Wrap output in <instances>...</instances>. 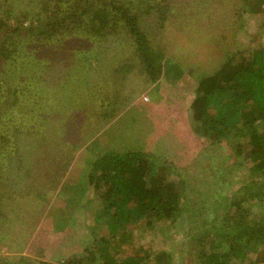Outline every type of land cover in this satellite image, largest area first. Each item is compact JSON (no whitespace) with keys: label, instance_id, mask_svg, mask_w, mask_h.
Instances as JSON below:
<instances>
[{"label":"rangeland","instance_id":"374dc122","mask_svg":"<svg viewBox=\"0 0 264 264\" xmlns=\"http://www.w3.org/2000/svg\"><path fill=\"white\" fill-rule=\"evenodd\" d=\"M129 1L136 4L138 0H126ZM178 1H181V7L189 6L187 1L190 0ZM178 1L175 2L179 8ZM192 1L196 5L194 13L200 11L196 21L199 16L207 14V23L216 24L213 33L207 35L205 28L196 26L195 17L191 20L169 17L164 28L153 33L154 23L150 25V21L156 13L139 16V30L153 47L162 49V61L182 68L180 76H172L168 75L169 66L165 65L156 84L146 74L124 76L121 66L135 58L131 51L136 41L124 27H115L108 20L102 32L106 35H97L94 41L86 34L90 32H83L89 14L82 17L84 22L79 27L71 25L55 37L40 34L38 39L30 40L24 33L20 36V39L26 38L22 40L23 44L20 43L21 48L24 45V51L4 62V68L12 64L9 70L0 71V262L19 264L20 258H26L33 264H61L68 257L82 254L85 248L91 247L93 233L97 237L106 236L105 222L98 224L94 218L104 208L105 201L100 193L106 194L109 185L101 181L98 188L88 179L97 158L96 147L102 153L135 149L148 156L158 154L162 160L156 163L157 166L163 161L180 165L177 175L162 169L158 170V177L167 178V182L174 178L178 181L181 176L192 173L189 181L197 182L198 188H203L201 164L204 167L211 164L207 175L211 172L221 174L227 172L224 167L229 168L231 172L223 173L227 184L219 190V202L213 201L212 208L216 204L222 205L225 198L229 201L233 196L240 199L246 195L243 187L257 176L249 169L253 160H245L238 152L245 137L235 133L221 138L219 144L211 143L201 129L202 122L196 121L197 109L191 103L197 79L204 71L212 69L209 62H203L208 58L201 47L213 44L216 52L211 55L225 57L228 49L216 44L215 39L219 38L213 36L220 26L230 24L225 39L227 46L229 51L240 49L238 45L246 40L244 29H241L253 24V19L246 10H239L242 0ZM100 3L96 0V4L101 6ZM9 4L17 17L27 14V26H38L48 22V17L51 22H56L58 17L66 16L71 10L82 12L86 2L0 0V15L3 7ZM170 8L177 10L174 6ZM181 19L182 28L179 25ZM8 20L12 21V18ZM205 20V17L201 20V26ZM159 32L161 36L156 38ZM195 37L196 41H191ZM259 43L262 45L263 39H259ZM84 49H89L90 53H81ZM118 51L123 53L109 58ZM86 56V63L81 62ZM74 57L73 64L67 63L74 61ZM123 99H127L124 105L116 103ZM115 106L124 114V119L116 124L118 130L107 126L110 130L106 131L105 125L110 119L98 114L101 110L108 114ZM67 114L72 117L66 123ZM104 131L105 137L101 134ZM98 136L101 138L97 140ZM71 142L74 147L68 149ZM209 145L216 150H211V154L204 153L206 149L209 151ZM202 153L206 156L203 157ZM234 162H240V165ZM193 164L197 167L194 168ZM188 168L194 169L188 172ZM107 169L101 165L92 176L106 173ZM217 184L212 176L209 186L205 185L217 190ZM203 194L204 190L199 194L193 192L192 203L201 206ZM239 202L244 210L264 214V202L260 199L243 202L241 198ZM185 216L183 213L182 217ZM62 218L66 219L68 226L61 232L55 224ZM183 222H155L152 226L146 221L138 222L131 248L124 244V249L118 250L109 242V249L114 254L119 252V259L130 252L135 253L140 246L152 254L168 249L170 258H158L153 264H196L199 247L195 239L187 235V225ZM209 234L212 240L205 239L209 237L206 234L201 235L204 237L201 250L216 252L217 248H208L210 242L217 241L216 235L214 232ZM232 264L246 263L235 261Z\"/></svg>","mask_w":264,"mask_h":264},{"label":"trees","instance_id":"16d2710c","mask_svg":"<svg viewBox=\"0 0 264 264\" xmlns=\"http://www.w3.org/2000/svg\"><path fill=\"white\" fill-rule=\"evenodd\" d=\"M106 1L99 0L101 2V6H99L96 4V0H85L86 4L82 12L71 10L65 14L66 16L58 17L56 22H51L48 17L46 25L38 26L33 25L32 22V25L27 26L25 24L27 14H19L17 17L13 14L11 4L3 7L0 15V71L9 70L12 64L10 67L4 68V62L8 61L12 55L24 51V45L22 48L20 45L22 40L26 39H20L23 33L29 36L30 40L38 39L40 34L55 37L57 33L68 29L71 25L79 27L84 22L82 17L89 14V22L86 23L84 31H82L90 32L86 34L93 41L97 35L99 37L106 35L102 32L106 27L107 20L115 27H124L130 37L135 38L136 46L134 45L131 56L134 54L136 60L130 59L128 62H124V66H121L124 76L133 73L146 74L150 81L156 84L165 65L169 66L167 72L172 76H180L182 68L175 67L174 63L165 64L162 61V49L153 47L148 38L139 30L140 15L156 13L153 14L150 21V25L154 23L153 33L156 29H163L169 17L175 19L182 17L190 20L195 17L194 24L200 25L202 29L205 28L207 35L216 27V24L207 23L209 20L206 18L207 14L199 16V21H196L200 11L194 13L193 9L196 8V5H193L192 0L187 1L189 6L186 7H181V1L178 0H138L136 4H140L142 7L137 6L135 2H126V0ZM175 1L179 2V8ZM242 2L239 10H246L249 12V18L253 19V24L241 29H244L246 40L242 45H238L240 49L229 51L228 42L225 39H227V29L230 24L226 23L227 25L220 26L216 30L215 37L213 36V38H219L215 39L216 44H222L223 48L228 49V54L225 57L211 55L212 52H216V49L213 50V44L201 47V51L207 54L206 58H208L203 62H209V68L212 67V69H208V72L204 71L203 75H200L202 77L197 79L198 84L191 106L197 109L195 119L198 123L202 122L201 129L211 139V143L219 144L221 138L231 137L235 133L245 137L243 147H240L238 152L242 153L245 160H253L249 169L257 177L245 184L243 188H245L246 195L244 194L241 198L243 202L249 199H260L264 202V0H242ZM170 6H174L177 10L171 9ZM92 14L96 17H93ZM204 17L206 20L201 26V20ZM11 18L12 21L8 20ZM81 18L82 20H80ZM179 25H183L182 19L179 21ZM260 32L262 33L259 34ZM34 33L37 35L33 36ZM160 33L156 35V38L161 36ZM196 38H192L191 41H196ZM259 39H263L262 45L259 43ZM19 40L20 42H18ZM81 53L89 54L90 51L84 49ZM121 53L123 52L118 51L116 54H111L109 58H116ZM74 59L67 63L73 64L76 61L75 57ZM80 61L86 63L87 56ZM140 91L142 92V89ZM126 100H118L116 103L124 105ZM111 110L113 111L108 114L102 110L98 114L101 118L110 119L109 124L105 125L106 131L113 126L116 128V124L124 119V114L118 112L117 106ZM67 115L65 116L66 123L72 117V115L70 117ZM51 118L53 119V117ZM112 119L115 121L111 122ZM107 126H109L108 129ZM106 131L101 134L106 135ZM101 136L96 139L98 140ZM152 136L156 137L153 134ZM158 142L161 141L158 140ZM71 146L74 147V142H71L68 149L72 148ZM209 146V148L205 147L209 151L206 149L204 153L211 154V150H216L212 145ZM95 152L97 158L93 162V169L88 179L98 188L101 181L107 183L109 187L106 194L100 193L103 202L105 201L104 208L96 213L94 220L98 224L105 222L107 233L106 236L100 235L99 237L93 233L91 247L85 248L82 254L68 257L61 264H153L158 258H170L168 249H162L158 253L152 254L144 246H140L135 253L130 252L119 259L117 256L119 252L114 254L110 251L108 243H114L118 250L124 249V244H128L126 248H131L138 222L146 221L152 226L155 222L174 224L178 220H183V223H186L187 235L193 237L199 247L196 264H232L235 261L246 264H264V214H255L249 209L244 210L239 202L241 198L235 199V196L231 200L229 198V201L225 198L222 205L216 204L212 208L213 201L219 202V190L227 184L224 178L226 176L223 173L231 172L229 168L224 167L223 169L227 172H221V174L215 175L214 172H211L207 175L206 171L209 168L211 171V164L205 167L201 164L202 170H200L204 175H200V179L203 188H198L197 182L189 181L192 173H187L186 177L181 176L178 181L174 178L173 181L167 182V178L158 177V170L168 169L171 174L177 175L176 173L180 169L178 167L180 165H175L173 162L163 161L157 166L156 163L162 160L158 154L153 153L148 156L143 151L135 149L130 151L110 150L102 153L97 147ZM204 153H202L203 157L206 156ZM234 163L240 165V162ZM101 165L109 168L108 172L92 176ZM193 167H197V164H193ZM194 168H188L187 171L191 172ZM212 176L218 183L217 190L209 189L205 185H208ZM94 177L95 179H93ZM219 177L223 179L221 180ZM201 190H204L205 194L201 195V206L200 204L197 206L192 203L191 199H193V192L198 191L199 194ZM183 213H186L185 217H182ZM65 220L62 218L59 223L55 224V226L58 225V230L61 232L68 226ZM210 232H214L217 238V241L212 244L213 248L218 249L216 252L201 250L204 243V237L201 235H208ZM0 264H10V262H0ZM19 264L33 263L32 260L20 258ZM40 264L48 263L41 262Z\"/></svg>","mask_w":264,"mask_h":264},{"label":"clouds","instance_id":"9594fccd","mask_svg":"<svg viewBox=\"0 0 264 264\" xmlns=\"http://www.w3.org/2000/svg\"><path fill=\"white\" fill-rule=\"evenodd\" d=\"M205 236H207V234L205 235ZM208 236L209 237H205V239H207V240H212L211 238H210V234H208ZM213 241H215V239L213 240ZM214 244V243H213ZM203 245V244H202ZM202 248H203V246H202ZM208 248H212V242H210V246L208 247Z\"/></svg>","mask_w":264,"mask_h":264}]
</instances>
